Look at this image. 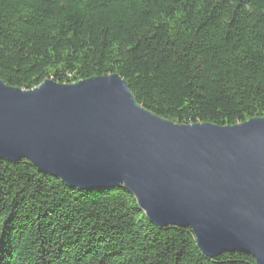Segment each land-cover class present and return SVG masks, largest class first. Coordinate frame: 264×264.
Segmentation results:
<instances>
[{
    "label": "trees",
    "instance_id": "16d2710c",
    "mask_svg": "<svg viewBox=\"0 0 264 264\" xmlns=\"http://www.w3.org/2000/svg\"><path fill=\"white\" fill-rule=\"evenodd\" d=\"M118 74L180 124L264 118V0H0V79L33 89ZM0 264H257L207 257L188 227H159L134 195L82 190L0 158Z\"/></svg>",
    "mask_w": 264,
    "mask_h": 264
},
{
    "label": "water",
    "instance_id": "95a60500",
    "mask_svg": "<svg viewBox=\"0 0 264 264\" xmlns=\"http://www.w3.org/2000/svg\"><path fill=\"white\" fill-rule=\"evenodd\" d=\"M0 158L68 186L129 190L159 227L192 230L210 258L264 264V118L180 124L143 107L118 74L33 89L0 79Z\"/></svg>",
    "mask_w": 264,
    "mask_h": 264
}]
</instances>
